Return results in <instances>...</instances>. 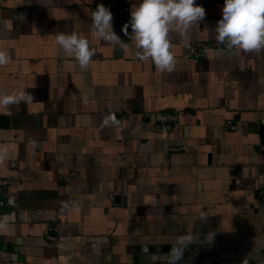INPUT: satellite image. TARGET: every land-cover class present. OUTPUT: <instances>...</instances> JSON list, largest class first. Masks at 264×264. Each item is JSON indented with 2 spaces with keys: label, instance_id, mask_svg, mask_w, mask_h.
I'll return each instance as SVG.
<instances>
[{
  "label": "crops",
  "instance_id": "0c3cea01",
  "mask_svg": "<svg viewBox=\"0 0 264 264\" xmlns=\"http://www.w3.org/2000/svg\"><path fill=\"white\" fill-rule=\"evenodd\" d=\"M140 2L0 0V95L34 98L0 106V264H167L185 232L180 264H264V50L219 44L224 3L196 0L205 19L172 33L160 71L122 31L120 5ZM101 3L127 53L93 29ZM73 31L96 50L87 69L56 42Z\"/></svg>",
  "mask_w": 264,
  "mask_h": 264
},
{
  "label": "clouds",
  "instance_id": "9594fccd",
  "mask_svg": "<svg viewBox=\"0 0 264 264\" xmlns=\"http://www.w3.org/2000/svg\"><path fill=\"white\" fill-rule=\"evenodd\" d=\"M205 17V8L198 5L196 0H141L132 9L131 19L123 26L122 31L130 43H134L139 60L151 59L160 71L171 72L175 66L172 33L179 31L181 35H185L194 23L203 21ZM91 19L92 27L100 38L108 44L118 45L127 53L130 44L125 43L114 31L113 13L109 8L103 3L97 5ZM215 31L216 41L226 45L228 49L235 48L246 53L264 50V0H225L222 18L217 22ZM56 42L67 55L75 57L82 69H87L96 55L89 40L74 31L58 32ZM10 60V55L0 49V66L7 65ZM33 99V95L25 89L13 90L0 95V106H15L19 110L21 102L28 105ZM84 102L87 103V98ZM109 119L119 123L112 116L106 118L105 124ZM7 154V145L0 146V161ZM207 218L205 213L201 214V219L207 222ZM210 238L212 241L214 233L210 232L205 237L208 241ZM197 239V234L192 232L178 236L167 254V264H180L185 251ZM243 264H248L247 257Z\"/></svg>",
  "mask_w": 264,
  "mask_h": 264
},
{
  "label": "built area",
  "instance_id": "2783aa9c",
  "mask_svg": "<svg viewBox=\"0 0 264 264\" xmlns=\"http://www.w3.org/2000/svg\"><path fill=\"white\" fill-rule=\"evenodd\" d=\"M216 1L225 3V0H216ZM119 16L124 21V25L126 23H129V21L131 19V11H130V8H129V6L127 4L120 5V7H119ZM128 30H131V27H129ZM204 48H205V44L204 43H202V42L197 43L195 45V47H194V51H195L194 55L195 56H199V57L205 56ZM175 120H176L175 115L170 114V113H157L156 116H155V121L157 123L161 124L162 126H164L166 124H169V123H172ZM225 127L228 128V129L234 130L236 128V125L230 119H227L225 121ZM72 174H74V173H72ZM7 184H8V179H1L0 178V186H4V185H7ZM259 196H260L261 200H264V191L259 192ZM1 204H3L2 201H0V205ZM49 238L50 239H55V236L54 235H50ZM218 264H226V263L221 261Z\"/></svg>",
  "mask_w": 264,
  "mask_h": 264
}]
</instances>
